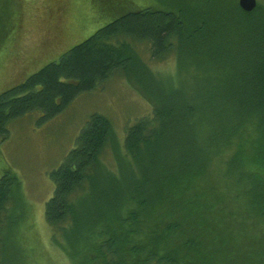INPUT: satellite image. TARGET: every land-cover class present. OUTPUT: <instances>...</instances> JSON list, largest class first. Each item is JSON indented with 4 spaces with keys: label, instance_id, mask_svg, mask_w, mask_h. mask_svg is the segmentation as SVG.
Listing matches in <instances>:
<instances>
[{
    "label": "trees",
    "instance_id": "1",
    "mask_svg": "<svg viewBox=\"0 0 264 264\" xmlns=\"http://www.w3.org/2000/svg\"><path fill=\"white\" fill-rule=\"evenodd\" d=\"M9 1L19 25V0H0V19ZM166 1L131 4L0 92V138L12 120L35 110L49 118L114 73L152 106L150 117L127 128L125 159L112 144L111 121L93 113L50 172L54 190L44 215L51 242L70 264H241L228 230L236 222L225 228L213 214L224 208L230 218L246 214L264 226V3L244 11L237 0ZM72 20L59 26L60 35L77 34ZM140 41L153 59L173 52L188 82L150 68L136 50ZM110 142L117 170L101 157ZM222 157L219 174L210 171ZM28 210L18 176L5 170L0 234L7 221L14 242L26 243Z\"/></svg>",
    "mask_w": 264,
    "mask_h": 264
},
{
    "label": "rangeland",
    "instance_id": "2",
    "mask_svg": "<svg viewBox=\"0 0 264 264\" xmlns=\"http://www.w3.org/2000/svg\"><path fill=\"white\" fill-rule=\"evenodd\" d=\"M162 1L168 2L19 0L15 10L19 25L15 22L16 17L12 16L13 3L9 1L5 4L7 16L0 19V27L4 28L0 32V92L24 81L50 61L57 60L63 52L97 28L134 8L131 4L136 7H159ZM258 1L264 3V0ZM0 10L4 8L0 6ZM69 20L73 23L70 29H74L77 34L60 35L59 26ZM135 47L143 61L156 72L171 73L177 82H188L183 79L188 74L178 71L173 52L164 58L153 59L148 42H136ZM93 113L105 115L111 121L115 136L112 144L118 143L116 154L118 158L125 159L122 143L127 128L140 118L150 117L152 106L123 74L114 73L99 81L92 89L77 92L61 111L49 118L35 110L8 124L6 136L0 138V175L8 170L18 176L28 202L31 222L23 235L26 243L19 244L13 240L15 226L10 229V224L5 221L0 234V264H70L58 245L51 242L53 230L45 218L44 207L54 190L50 172L59 166L75 146L77 136ZM251 128H244L241 137L244 146L249 144ZM113 155L110 142L101 157L110 169L117 170ZM222 161L223 157L219 158L210 171L219 174L216 169H221ZM222 209L221 213L213 215L222 219L225 228L236 222L228 229L231 232L234 228L231 241L235 243L233 249L236 250V261L241 264H264L263 256L258 253L264 251V226L261 222L246 214L237 215V219L230 218L227 209Z\"/></svg>",
    "mask_w": 264,
    "mask_h": 264
},
{
    "label": "water",
    "instance_id": "3",
    "mask_svg": "<svg viewBox=\"0 0 264 264\" xmlns=\"http://www.w3.org/2000/svg\"><path fill=\"white\" fill-rule=\"evenodd\" d=\"M257 0H237V3L244 11H251L257 5Z\"/></svg>",
    "mask_w": 264,
    "mask_h": 264
}]
</instances>
